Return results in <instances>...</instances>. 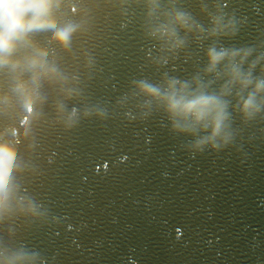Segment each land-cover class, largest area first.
Segmentation results:
<instances>
[{"label":"water","instance_id":"1","mask_svg":"<svg viewBox=\"0 0 264 264\" xmlns=\"http://www.w3.org/2000/svg\"><path fill=\"white\" fill-rule=\"evenodd\" d=\"M157 3L150 16L148 0H60L58 19L79 25L69 47L50 41V32L34 38L47 46L73 95L44 84V103L30 116L12 92L7 69L0 70V92L13 97L0 106V130L7 129L18 148L14 197L0 215V259L22 254L31 258L22 264H264V110L245 121L230 104L229 143L197 151L188 145L206 133L173 130L162 109L140 107L148 98L135 95L141 80L190 81L206 67L213 42L264 43V0ZM172 9L205 29L210 15L231 19L235 35L198 41L195 31L180 30L185 46L161 50L150 33Z\"/></svg>","mask_w":264,"mask_h":264},{"label":"clouds","instance_id":"2","mask_svg":"<svg viewBox=\"0 0 264 264\" xmlns=\"http://www.w3.org/2000/svg\"><path fill=\"white\" fill-rule=\"evenodd\" d=\"M59 4L60 0H0V70L7 69L12 92L19 97L23 110L29 116L34 105L44 103L45 97L40 91L44 84L58 86L67 97L73 95L71 89L63 87L66 78L49 60L47 46L34 38L37 33L50 32V41L64 49L69 47L79 25L58 19ZM148 5L151 16L158 8L157 0H148ZM161 15L163 20L150 33L161 41V50L173 51L185 46L186 36L181 37L180 30L185 34L195 31L198 41L235 35L236 32L233 21L230 19L224 23L219 15H210L211 27L208 29L182 11L172 9ZM206 57V67L190 81L167 78L162 84L145 80L136 83L139 92L135 95L142 94L148 98L140 107L162 109L175 131L193 136L206 133L188 145L197 151H202L204 145L219 149L229 143L232 136L230 104L245 121L264 110V43L251 47H226L213 42L206 50ZM257 68L259 74L254 76L253 71ZM209 76L210 79H204ZM12 92H0V106L6 107L11 103ZM58 110L63 111V105H58ZM76 114L74 108L67 114L66 122L71 124ZM84 114L89 115V111ZM97 114L103 116L102 112ZM28 118L25 116V121ZM12 131L15 135L16 129ZM17 151V142L7 137V129L0 130V215L10 210L14 197L12 174L18 170ZM29 259L18 254L0 259V264H22Z\"/></svg>","mask_w":264,"mask_h":264}]
</instances>
